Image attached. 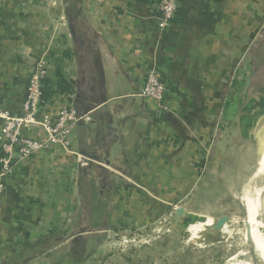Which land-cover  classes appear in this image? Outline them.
<instances>
[{
	"label": "crops",
	"instance_id": "crops-1",
	"mask_svg": "<svg viewBox=\"0 0 264 264\" xmlns=\"http://www.w3.org/2000/svg\"><path fill=\"white\" fill-rule=\"evenodd\" d=\"M160 1L0 0V107L21 112L29 79L46 56L45 107L58 112L63 95L74 91L78 113L88 115L72 136V154L53 147L7 177L0 264H51L50 253L67 239L74 253L78 237L94 234H106L104 245H144V236L159 234L155 219L174 229L191 216L215 220L172 212V205L186 196L210 152L219 157L221 147L242 139L241 100L254 76L252 51L264 39V0H181L165 32ZM153 65L170 89L167 110L140 96ZM94 167L105 179H94ZM86 198L108 209L105 230L78 231ZM54 220L63 221L58 233L68 238L50 246Z\"/></svg>",
	"mask_w": 264,
	"mask_h": 264
},
{
	"label": "rangeland",
	"instance_id": "rangeland-1",
	"mask_svg": "<svg viewBox=\"0 0 264 264\" xmlns=\"http://www.w3.org/2000/svg\"><path fill=\"white\" fill-rule=\"evenodd\" d=\"M40 1L47 6L63 3L64 0ZM252 55L254 66L263 67L264 39L258 42ZM252 81V92L243 95L241 100L239 119L249 117L253 126L264 109V70ZM233 115L238 116V111H234ZM240 126L245 134L243 136H249L250 128L243 122ZM220 150L219 157L211 152L206 156L203 169L196 171L197 179H194L191 189L187 190L181 201L172 205V212L180 210L211 215L214 221L212 218L191 219V216L188 221H180L178 229H174L173 226L164 228L165 221L155 219L154 223L157 222L151 227L157 229L159 234L144 236L148 238L147 244L141 245L142 241L136 244L141 248L118 239L104 245V233L87 236V240L74 244L76 248L73 253L67 251L73 244L71 239L58 233L63 230V221L54 220L56 233L50 239V246L57 244L62 237L67 240L66 244L57 246L48 259L57 264H264V256L260 253L263 249L259 251L257 248V244L264 247V154L251 143L236 138ZM106 165L103 163L101 166ZM97 168L94 167V179H105V174L101 175ZM93 188L99 193L100 187ZM93 188L90 184L88 189L92 192ZM105 197L113 201L114 194H105L103 199ZM131 211V215L137 212L136 208ZM106 213L109 214L108 209L104 208L102 215L106 216ZM218 219L226 221L219 224Z\"/></svg>",
	"mask_w": 264,
	"mask_h": 264
},
{
	"label": "built area",
	"instance_id": "built-area-1",
	"mask_svg": "<svg viewBox=\"0 0 264 264\" xmlns=\"http://www.w3.org/2000/svg\"><path fill=\"white\" fill-rule=\"evenodd\" d=\"M181 0H161L158 27L160 32L169 29L176 19ZM50 66L46 56L40 58L29 79L26 97L20 113H10L0 107V201L6 193V179L18 163L36 158L43 151L60 147L72 154L71 139L79 124L88 115H81L76 108L74 91L64 94V104L56 113H51L43 104L44 86L49 78ZM170 92L155 65L145 76L140 96L167 110L166 98ZM82 163L92 164L82 158Z\"/></svg>",
	"mask_w": 264,
	"mask_h": 264
},
{
	"label": "trees",
	"instance_id": "trees-1",
	"mask_svg": "<svg viewBox=\"0 0 264 264\" xmlns=\"http://www.w3.org/2000/svg\"><path fill=\"white\" fill-rule=\"evenodd\" d=\"M255 61V59H254ZM264 70V66L261 68L255 67L254 69V76L253 79L258 77L262 71ZM253 82V81H252ZM253 90L252 87V83L251 86L248 90V93H251ZM65 93V92H63ZM68 93V92H66ZM65 93V94H66ZM262 93L264 94V88L262 90ZM88 180H90L91 176L90 174L88 175ZM104 207V204L102 203H98V202H94L93 199L92 200H88V198L83 199V211L87 212V213H83V215L80 218V223L79 225L77 224V228L79 232H84V231H100V230H105L108 227V222H109V218L107 216H103L102 215V208ZM105 208V207H104ZM88 237H78V239H76L74 242L75 244L83 241V240H87Z\"/></svg>",
	"mask_w": 264,
	"mask_h": 264
},
{
	"label": "water",
	"instance_id": "water-1",
	"mask_svg": "<svg viewBox=\"0 0 264 264\" xmlns=\"http://www.w3.org/2000/svg\"><path fill=\"white\" fill-rule=\"evenodd\" d=\"M252 81V76L249 78L245 89H244V95L247 94L251 82ZM245 134L241 135V138L249 143H251L254 148L260 152L261 154H264V109L259 117V119L257 120V123L255 125L252 126L250 132H249V136H243ZM179 214H183V211L179 210ZM224 221H226V219H221L219 220V224L223 223Z\"/></svg>",
	"mask_w": 264,
	"mask_h": 264
},
{
	"label": "bare ground",
	"instance_id": "bare-ground-1",
	"mask_svg": "<svg viewBox=\"0 0 264 264\" xmlns=\"http://www.w3.org/2000/svg\"><path fill=\"white\" fill-rule=\"evenodd\" d=\"M242 122H243L248 128H250V130H251V128H252V124H251V121H250V118H249V117H244L243 120H242Z\"/></svg>",
	"mask_w": 264,
	"mask_h": 264
}]
</instances>
